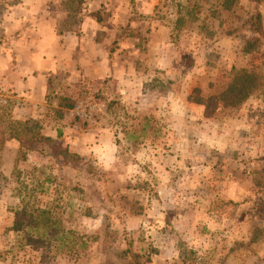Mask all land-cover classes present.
<instances>
[{"label": "rangeland", "instance_id": "obj_1", "mask_svg": "<svg viewBox=\"0 0 264 264\" xmlns=\"http://www.w3.org/2000/svg\"><path fill=\"white\" fill-rule=\"evenodd\" d=\"M47 2L61 28L91 15L84 0ZM137 2L92 13L128 69L75 91L88 120L21 116L0 65V264H264V0ZM16 3L0 0V16ZM238 70L259 75L249 98L197 101ZM39 208L86 248L28 242Z\"/></svg>", "mask_w": 264, "mask_h": 264}, {"label": "crops", "instance_id": "obj_2", "mask_svg": "<svg viewBox=\"0 0 264 264\" xmlns=\"http://www.w3.org/2000/svg\"><path fill=\"white\" fill-rule=\"evenodd\" d=\"M47 1L17 0L14 6L3 9L1 78L6 93L17 99L21 116L43 118L44 110L51 107L52 111L62 112L54 118L59 122L70 109L63 101L76 103L75 91L101 86L128 66L110 49L107 38L100 37L102 22L92 15L107 6L110 10L112 0H84L85 11L91 15H86L78 28H61L58 12ZM137 5L148 13L156 0H138ZM118 19L124 25L128 18L122 11Z\"/></svg>", "mask_w": 264, "mask_h": 264}, {"label": "trees", "instance_id": "obj_3", "mask_svg": "<svg viewBox=\"0 0 264 264\" xmlns=\"http://www.w3.org/2000/svg\"><path fill=\"white\" fill-rule=\"evenodd\" d=\"M76 1L79 3V0ZM234 2L235 0H224L223 5L228 8ZM255 18V30L260 33H264L261 14H257ZM97 19L98 21H101L100 17H97ZM259 82L260 79L258 74L248 70H238L233 82L220 92L219 95H210L206 100L197 98V101L206 102L207 108L220 100L226 106H235L249 98L257 89ZM67 105L70 109H73L76 106L75 103H69ZM23 157H25V155H23ZM34 218L35 219L26 224L29 226L25 237L28 242L43 244L46 240L50 241L55 239L58 249H67L75 254H78L81 249L86 248V242H80L79 238L74 235L73 231L61 229V221L56 216H53L49 209L39 208L38 214Z\"/></svg>", "mask_w": 264, "mask_h": 264}, {"label": "built area", "instance_id": "obj_4", "mask_svg": "<svg viewBox=\"0 0 264 264\" xmlns=\"http://www.w3.org/2000/svg\"><path fill=\"white\" fill-rule=\"evenodd\" d=\"M71 110H72V114H75L76 115L75 116L76 118L82 119V118L85 117V120H88L89 113H87L84 110V108L80 106V104L77 103L76 106L73 109H71Z\"/></svg>", "mask_w": 264, "mask_h": 264}]
</instances>
